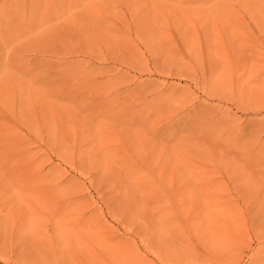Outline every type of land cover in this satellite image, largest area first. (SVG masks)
I'll list each match as a JSON object with an SVG mask.
<instances>
[{"label":"rangeland","instance_id":"rangeland-1","mask_svg":"<svg viewBox=\"0 0 264 264\" xmlns=\"http://www.w3.org/2000/svg\"><path fill=\"white\" fill-rule=\"evenodd\" d=\"M0 264H264V0H0Z\"/></svg>","mask_w":264,"mask_h":264}]
</instances>
